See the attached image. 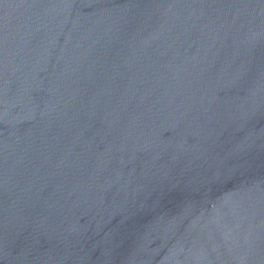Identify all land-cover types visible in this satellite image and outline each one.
Instances as JSON below:
<instances>
[{"label":"water","instance_id":"95a60500","mask_svg":"<svg viewBox=\"0 0 264 264\" xmlns=\"http://www.w3.org/2000/svg\"><path fill=\"white\" fill-rule=\"evenodd\" d=\"M0 264H264V0H0Z\"/></svg>","mask_w":264,"mask_h":264}]
</instances>
